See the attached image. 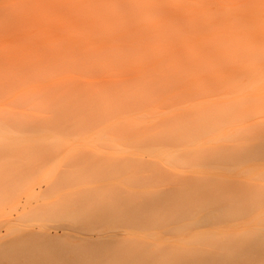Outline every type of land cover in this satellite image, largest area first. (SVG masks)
Returning a JSON list of instances; mask_svg holds the SVG:
<instances>
[{
  "label": "rangeland",
  "instance_id": "1",
  "mask_svg": "<svg viewBox=\"0 0 264 264\" xmlns=\"http://www.w3.org/2000/svg\"><path fill=\"white\" fill-rule=\"evenodd\" d=\"M151 1L139 0L137 6L138 0H0V58L18 63L25 56L37 57L38 66L46 71L41 81L30 80L50 86L71 84L89 90L139 76L161 80L162 88L144 104L113 119H129L143 127L196 106L224 118L221 132L205 133L193 146L227 144L222 147L227 161L204 167L202 175L227 186L252 187L255 193L240 195L242 201L252 209L259 200L264 205V0H229L230 6L221 8L226 11L208 4L211 0H201L204 10L177 9L168 0L164 8L144 7ZM227 16L228 20H221ZM163 65L168 73L158 76ZM145 66L149 70H142ZM135 138L99 141L67 135L55 140L62 146L54 151H42L43 156L35 153L49 164L43 172L35 166L31 169V164L29 171L22 170L27 175L21 169L19 174L14 169L17 161L13 171L24 175L28 184L22 186V179L9 178L6 172V182L15 178L17 185L0 191L3 196L16 193L0 199V264H98L100 258L105 260L102 264H124L125 245L131 243L175 241L202 231L208 236L204 232L208 229L232 235L243 227L239 223L264 224V214L252 220L262 208L231 220L211 219L189 226L186 219L177 218L161 225L155 218L88 215V205L100 195L114 193L123 202L129 192L171 191L177 187L173 174L190 173L191 169L164 168L170 179L155 178L153 169L159 165L149 166L181 147L136 151L130 144ZM135 154L146 167L130 163ZM11 155L10 160L21 157ZM222 203L212 204V209ZM19 250L28 252V262L18 261Z\"/></svg>",
  "mask_w": 264,
  "mask_h": 264
},
{
  "label": "bare ground",
  "instance_id": "2",
  "mask_svg": "<svg viewBox=\"0 0 264 264\" xmlns=\"http://www.w3.org/2000/svg\"><path fill=\"white\" fill-rule=\"evenodd\" d=\"M164 1L145 2L144 7L153 5L157 8H164L166 7ZM228 1L211 0L208 4L213 3L217 9L226 11L221 8H228L230 6ZM168 2L177 9H205L202 7L201 0H198L197 3L176 2L175 0H168ZM137 6H140L139 0ZM209 10L211 8H208ZM143 16L147 17L146 12ZM228 19V16L221 18V20ZM24 28L26 27L24 26ZM38 30L39 28H37V32ZM22 59L15 63L11 58H0V191L7 185L8 187L13 184L17 185L14 182L16 177L19 182L21 179L23 180L20 184L25 187L28 181L24 182V180L28 179L24 175L28 174L27 171L30 170L31 164H33L31 169L36 167L38 172L46 170L49 164L44 162L43 158L41 161L40 152L54 151L57 147L62 146L61 142L55 141L57 138L67 135L92 136L102 141L100 139L126 136L136 137L133 142H130L136 146V151H161L167 145L181 147L175 153L162 158L160 163L149 166L159 165L153 169L155 178L170 179L171 176L164 171V168L170 170L183 168L191 169V171L188 174H173L172 177L175 179L177 187L171 191H148L139 195L129 192L123 196V202H119L120 198L114 193L100 195L97 202L88 205L86 210L88 215L98 214L103 218L126 217L144 220L155 218L160 221L158 224L161 225H165L166 220L177 218L176 220L186 219L185 224L189 226L211 219L231 220L246 212H254L261 208L260 213L252 215V220L255 221L264 214L262 200L253 204H257L258 207L252 209V206L247 205L240 197L244 194H254L255 190L252 187H246L242 183L227 186L216 180L211 181L202 175L204 167H216L227 161L225 160L227 152L222 150V147L227 144L219 145L220 147L203 145L196 148L193 146L197 139L205 133L221 132L224 118L217 119L204 107L196 106L187 113L138 127L129 119L113 118L119 113L130 114L134 108H139L151 97L153 91L162 88L161 80L147 81V77L139 76L128 82L120 80L105 87L89 90L76 88L71 84L50 86L43 82L32 83L30 80L41 81V76L46 71L45 68L38 66L37 57L28 58L25 56ZM152 66L150 67L152 68ZM147 69L145 66L142 70L146 71ZM158 70V76L168 73L166 65ZM17 107H24V109L21 110ZM224 134L221 133L220 136ZM51 137L54 141H47ZM30 138L37 141L29 142ZM38 151L40 154L37 153L38 160L35 161V158L37 159L35 153ZM45 152H42V156ZM6 154L9 157H12L11 154L15 155L13 158L21 156L19 158L27 159L28 156V160L25 162L23 161L25 158L10 160ZM4 157L8 159H2ZM132 160L134 162L130 161V163L134 166H147L139 161L137 154L133 156ZM29 161L32 162L29 163ZM16 162L18 166L14 168L17 165ZM10 163H12V168ZM28 163L29 165H27ZM21 165L23 167L17 169ZM13 168L18 172L21 169L22 174L25 173L22 170H27V168L28 170L24 175L19 176L20 172L18 174L17 171H13ZM6 172L10 174L7 175ZM6 175L10 176L9 178L13 176L15 178L14 180L10 179L12 182L8 183L6 180L9 181V179ZM143 180L147 182V180ZM14 191L11 192L14 193ZM5 196L7 195L0 194V199L12 197ZM216 202H223L224 205H220L217 210H214L212 204H216ZM244 225L246 224H237V226L243 227L232 235H228L225 230L218 232L208 229L204 230L209 234L208 236L202 231L183 236L175 241L165 240L157 244L148 243L145 245L131 243L125 245L128 252L124 264H264V224L250 227H244ZM25 253L28 252L19 250L15 255L19 262H28L29 258ZM33 258L35 259V257ZM100 259L98 264L105 261Z\"/></svg>",
  "mask_w": 264,
  "mask_h": 264
}]
</instances>
